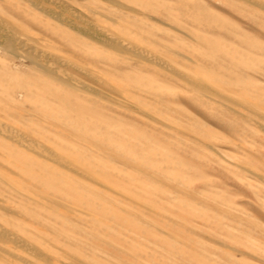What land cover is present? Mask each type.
Returning a JSON list of instances; mask_svg holds the SVG:
<instances>
[{
	"label": "rangeland",
	"instance_id": "rangeland-1",
	"mask_svg": "<svg viewBox=\"0 0 264 264\" xmlns=\"http://www.w3.org/2000/svg\"><path fill=\"white\" fill-rule=\"evenodd\" d=\"M54 4L0 0V227L41 258L18 253L264 264V0Z\"/></svg>",
	"mask_w": 264,
	"mask_h": 264
},
{
	"label": "bare ground",
	"instance_id": "bare-ground-1",
	"mask_svg": "<svg viewBox=\"0 0 264 264\" xmlns=\"http://www.w3.org/2000/svg\"><path fill=\"white\" fill-rule=\"evenodd\" d=\"M46 2L48 4H52V5H55L54 4V0H46ZM57 2V1H56ZM35 3V2H34ZM63 5V4H62ZM117 6V5H116ZM38 8V7H37ZM61 10V9H60ZM65 10V9H64ZM66 11V10H65ZM68 12V11H67ZM59 17V16H58ZM75 17V16H74ZM106 17V16H105ZM63 18V17H62ZM64 19V18H63ZM65 20V19H64ZM78 20V18H77ZM81 21V20H80ZM84 25H87L88 27H91L92 25H90V23H86V22H83ZM3 26V25H2ZM1 26V27H2ZM83 27V26H82ZM97 28V27H95ZM5 29V28H4ZM88 29V28H87ZM0 30H2L0 28ZM97 30V29H96ZM4 31V30H3ZM12 31H9V30H6L4 32V43H5V46L8 47L9 49L11 50H19L21 52H23L24 55H26V59L33 63V64H36V65H40L39 64V61L41 60H45L46 63H53V64H57L58 65H61V64H67V60L58 56L57 54H55L54 52H51V51H47V50H43V49H40L38 46H36L35 44H31V43H28L26 42L25 40H21L19 38H17L15 35H13L11 33ZM101 33V32H100ZM113 33V32H112ZM1 37V36H0ZM20 37V36H19ZM106 37V36H105ZM108 37V38H107ZM106 39L104 40V42L106 41V43H109V44H112V45H115V46H118L119 48L125 50V51H128L130 53H135V49L134 47L132 48L131 46L125 44V42L123 43L121 40L118 41V40H115L109 36H107ZM115 38V37H114ZM1 39V38H0ZM102 40V39H101ZM127 43V42H126ZM16 45L18 47H16ZM147 51V50H146ZM140 52V51H139ZM137 53V52H136ZM135 53V54H136ZM142 54V53H141ZM127 55V54H126ZM134 55V54H133ZM23 56V55H22ZM144 56V55H143ZM131 57V56H130ZM149 57V56H148ZM151 59V58H150ZM156 59H160V58H156ZM154 60V59H153ZM152 60V61H153ZM70 61V60H69ZM158 64L160 65H163V67H167L169 69H172L173 66L171 65H167L166 62H162V61H157L155 60ZM151 63V62H150ZM73 65V64H72ZM75 65V64H74ZM73 65V66H74ZM62 66V65H61ZM67 66V65H66ZM77 66V65H75ZM78 67V66H77ZM67 68V67H66ZM81 68V67H79ZM174 69V67H173ZM78 70H81V69H78ZM85 70V69H84ZM175 70V69H174ZM89 71V70H88ZM85 72V71H84ZM174 72V71H173ZM86 73V72H85ZM190 82H193L192 80H190ZM80 83V82H79ZM194 83V82H193ZM197 83V82H195ZM191 85V84H190ZM82 86V85H81ZM83 86H85L83 84ZM82 86V87H83ZM88 86V85H87ZM93 86V85H92ZM89 88V87H88ZM199 89V88H198ZM96 92V91H95ZM264 116V115H263ZM3 128V127H1ZM10 129V128H9ZM5 130V129H4ZM2 131V130H0ZM6 132V131H5ZM14 133V132H13ZM13 135V134H12ZM17 135V134H16ZM16 137V136H15ZM19 137V136H18ZM13 138V137H12ZM20 142L23 141L22 139H18ZM17 140V141H18ZM25 141V140H24ZM33 142V141H32ZM23 143V142H22ZM20 143V144H22ZM27 144V142H26ZM24 145V144H23ZM29 148H31V146L28 144ZM28 146H27V149H28ZM38 148V147H36ZM39 149V148H38ZM42 150V149H41ZM32 151V150H31ZM36 151V150H34ZM40 151V150H39ZM43 152V151H42ZM45 153V152H44ZM43 155V153H41ZM227 157V156H226ZM2 165V164H1ZM12 173V172H11ZM147 173V172H146ZM264 182V181H263ZM216 207V206H215ZM217 208V207H216ZM72 214V213H71ZM36 248H33L31 244L27 243V241L17 237L16 235H14L13 233H10L8 232L7 230H4L0 227V264H34L32 263L31 261H28L26 260V258L24 259L19 253L18 251H22V252H25L26 254H29L30 256H33V255H38V250L36 251L35 250ZM28 252V253H27ZM44 253V252H43ZM42 253V254H43ZM23 255V254H22ZM28 255V256H29ZM39 256V255H38ZM41 256V255H40ZM37 257V259H40L41 257ZM48 256V255H47ZM26 257V256H25ZM30 258V257H29ZM33 258V257H32ZM35 258V259H36ZM47 258V257H46ZM45 259V258H44ZM43 261H46L44 260ZM42 260V259H41ZM57 260V259H56ZM74 260V259H73ZM77 261V260H76ZM75 261V262H76ZM51 262V260H50ZM46 263V262H45ZM61 263V262H60ZM78 263V262H77ZM76 263V264H77ZM43 264V262H42ZM82 264V263H81Z\"/></svg>",
	"mask_w": 264,
	"mask_h": 264
}]
</instances>
